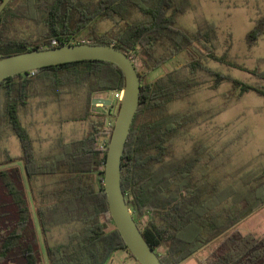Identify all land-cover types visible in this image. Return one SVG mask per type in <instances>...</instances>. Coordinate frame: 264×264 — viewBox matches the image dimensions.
<instances>
[{"label": "trees", "instance_id": "trees-1", "mask_svg": "<svg viewBox=\"0 0 264 264\" xmlns=\"http://www.w3.org/2000/svg\"><path fill=\"white\" fill-rule=\"evenodd\" d=\"M187 5V0H11L0 14V58L80 43L108 45L126 54L139 75L140 93L122 155L121 188L144 240L162 264H180L222 237L205 264H264V234L233 230L264 207V180L254 184L247 181L239 198L224 206L227 199L238 194L231 187L217 191L215 185L204 186L201 177L205 167L198 153L182 160L167 159L173 139L196 123L189 114L169 109L181 95L200 85L194 80L198 70L214 76L216 84L232 82L240 85L241 94L254 92L264 97V89L240 84L205 68L198 58L203 55L201 48L208 58L237 66L213 55L210 32L188 34L176 27V17ZM133 10L146 19L127 22ZM115 19L124 22L117 32L97 33L98 22ZM16 23L32 24L41 32L35 39L7 35L8 28ZM80 32L85 39L75 41L73 36ZM259 33L257 27L251 30L248 42L256 40ZM158 46L166 49L160 57L155 56ZM183 52L190 55L189 75L175 68L164 77L142 83V66L151 73ZM64 76H73L74 87L86 90L88 107L94 98L106 99L110 91L118 93L124 86L119 67L103 61L44 67L0 82V139L2 128L8 127L18 138L22 152L19 157L5 154L0 161V167L11 165L0 169V264L41 262L34 248L35 229L24 175L27 181L33 177L58 179L45 196V205L35 212L47 264H106L117 250H125L132 257L115 229L103 189L106 149L101 146L109 139L118 99L113 95L110 107L89 119L81 139H58L57 151L42 162L36 160L32 139L19 120V110L27 105L34 80L49 83L47 90L59 97L63 93L60 88L67 85L62 81ZM85 113L81 121L88 119ZM16 163L22 168L14 166ZM75 225L65 244H49L47 233L52 228Z\"/></svg>", "mask_w": 264, "mask_h": 264}, {"label": "rangeland", "instance_id": "rangeland-1", "mask_svg": "<svg viewBox=\"0 0 264 264\" xmlns=\"http://www.w3.org/2000/svg\"><path fill=\"white\" fill-rule=\"evenodd\" d=\"M187 1L185 11L176 17V27L188 34L196 31L210 32L209 49L213 55L237 66L230 67L208 58L199 45L203 55L198 58L205 68L240 84L264 89V0ZM145 19L143 14L133 10L126 20L132 23ZM123 26L124 22L118 19L101 21L98 22L97 33L112 35ZM256 27L260 33L256 40L248 42V33ZM40 32L32 24L16 23L8 28L7 35L35 39ZM73 38L79 41L85 39V35L80 32ZM164 51V46H158L155 56L160 57ZM189 61L190 55L183 52L151 73H146V68L142 66V83L153 82L175 68L189 75ZM194 76L200 85L181 95L169 111L187 113L196 123L187 126L173 139L167 159L182 160L198 153L202 160L200 164L205 167L201 177L204 186L215 185L217 191L226 187L236 190L238 195L233 194L223 203L228 206L239 198L244 183L251 181L254 184L258 179L264 180V97L254 92L241 94L240 85L232 82L223 80L216 84L215 77L205 71L198 70ZM62 81L67 85L60 88L63 93L57 97L47 90L49 83L34 80L29 88L27 105L19 110V120L32 139L34 155L39 162L48 160L57 151L55 147L58 139L64 142L81 139L88 130L89 119L101 115L104 110L100 104L87 106L86 90L74 87L73 76H64ZM85 112L89 114L88 119L81 121ZM2 129L0 161L6 155L12 157L21 153L20 142L13 131L5 126ZM10 166H2L0 169ZM14 166L22 168L20 163ZM57 182V177H33L27 181L24 175L27 203L35 229L34 248L41 258L40 264H47V261L35 212L38 207L45 205V196L51 193ZM75 228L76 225L52 228L47 233L49 244H65L68 234ZM233 230L241 234H264V207L243 219ZM223 239H218L180 264H205L207 256ZM106 264L138 263L125 250H117Z\"/></svg>", "mask_w": 264, "mask_h": 264}, {"label": "water", "instance_id": "water-1", "mask_svg": "<svg viewBox=\"0 0 264 264\" xmlns=\"http://www.w3.org/2000/svg\"><path fill=\"white\" fill-rule=\"evenodd\" d=\"M11 0L0 2V14ZM79 61H103L115 64L124 78L122 96L118 100L110 136L106 146L103 169V189L109 214L115 229L129 254L138 264H162L153 249L138 230L121 188V161L130 126L139 106L140 78L133 61L124 53L108 45L88 43L67 44L55 48L33 50L0 58V82L18 74H25L44 67ZM112 91L106 99L94 98L92 105L104 108L111 105Z\"/></svg>", "mask_w": 264, "mask_h": 264}, {"label": "built area", "instance_id": "built-area-1", "mask_svg": "<svg viewBox=\"0 0 264 264\" xmlns=\"http://www.w3.org/2000/svg\"><path fill=\"white\" fill-rule=\"evenodd\" d=\"M52 45H56V42L53 41V42H52ZM32 72H33V71H32ZM113 95H114L115 98H117V99L119 100V99L121 98V96H122V91H119L118 93H113V92H112V96H113ZM107 142H108V141L103 142V144H102L101 147L106 149Z\"/></svg>", "mask_w": 264, "mask_h": 264}, {"label": "crops", "instance_id": "crops-1", "mask_svg": "<svg viewBox=\"0 0 264 264\" xmlns=\"http://www.w3.org/2000/svg\"><path fill=\"white\" fill-rule=\"evenodd\" d=\"M18 115H19V113H18ZM22 153V152H21ZM21 153L19 154V155H17V156H12V157H19V156H21ZM11 157V156H10Z\"/></svg>", "mask_w": 264, "mask_h": 264}, {"label": "flooded vegetation", "instance_id": "flooded-vegetation-1", "mask_svg": "<svg viewBox=\"0 0 264 264\" xmlns=\"http://www.w3.org/2000/svg\"><path fill=\"white\" fill-rule=\"evenodd\" d=\"M172 59H173V58H172ZM142 61H145V58H144V57H142ZM166 63H167V62H166ZM166 63H165V64H166Z\"/></svg>", "mask_w": 264, "mask_h": 264}]
</instances>
